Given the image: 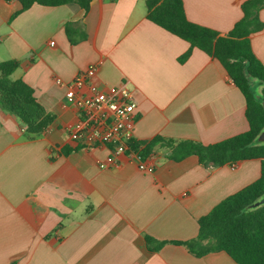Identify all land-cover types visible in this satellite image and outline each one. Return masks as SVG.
I'll return each instance as SVG.
<instances>
[{"label":"crops","instance_id":"0c3cea01","mask_svg":"<svg viewBox=\"0 0 264 264\" xmlns=\"http://www.w3.org/2000/svg\"><path fill=\"white\" fill-rule=\"evenodd\" d=\"M183 1L190 21L225 35L246 0ZM21 8L0 0V62L19 61L11 78L30 85L56 119L32 136L0 105V264H237L225 252L197 257L173 243L152 252L145 238L195 239L201 217L260 178L261 160L204 166L157 146L155 172H142L128 154L71 139L78 114L62 107L66 89L57 83L97 64L86 91H132L135 142L210 145L249 130L246 99L222 64L199 49L181 62L189 43L150 22L146 0H92L87 15L76 3L35 4L13 17ZM82 20L66 33V23ZM251 43L264 64V29Z\"/></svg>","mask_w":264,"mask_h":264},{"label":"trees","instance_id":"16d2710c","mask_svg":"<svg viewBox=\"0 0 264 264\" xmlns=\"http://www.w3.org/2000/svg\"><path fill=\"white\" fill-rule=\"evenodd\" d=\"M21 10L33 5L55 7L69 3L78 4L90 11L92 0H17ZM147 19L168 33L189 43V50L180 58L184 62L194 49H199L218 60L246 99V117L249 130L205 145L193 140H173L157 136L150 142H130V148L148 156L157 146L167 151L168 158L180 162L197 156L204 166L222 167L248 160H261V176L247 187L225 198L207 215L198 220L199 231L189 241H157L146 236L148 250L159 251L165 244L185 246L197 257L213 252L227 253L237 264H264V204L253 205L264 197V143H256L264 131V64L255 54L251 36L264 29L260 11L264 0H246L241 9L243 16L233 29L223 35L215 29L190 21L183 0H146ZM81 22H68L64 30ZM75 41H72L74 43ZM17 60L0 62V105L15 115L32 136L45 133L56 116L38 101L35 90L23 80H13L11 75L19 68ZM257 80L261 94L253 88ZM80 148L65 147L67 154Z\"/></svg>","mask_w":264,"mask_h":264},{"label":"built area","instance_id":"2783aa9c","mask_svg":"<svg viewBox=\"0 0 264 264\" xmlns=\"http://www.w3.org/2000/svg\"><path fill=\"white\" fill-rule=\"evenodd\" d=\"M54 44L51 42V45ZM99 71V65L94 64L80 72L71 82L57 80V83L66 89L62 107L73 108L78 114L77 123L69 130L71 139L85 148L111 147L115 158L128 154L137 161L140 171L155 172L154 155L145 156L130 148L137 121L132 91L127 86L112 92L86 91L88 84ZM229 166L236 169L238 163Z\"/></svg>","mask_w":264,"mask_h":264},{"label":"water","instance_id":"95a60500","mask_svg":"<svg viewBox=\"0 0 264 264\" xmlns=\"http://www.w3.org/2000/svg\"><path fill=\"white\" fill-rule=\"evenodd\" d=\"M256 143H258V144L264 143V131L259 135V137L256 140ZM262 204H264V197L261 200H259L258 202H256L253 205V207H257V206H260Z\"/></svg>","mask_w":264,"mask_h":264},{"label":"rangeland","instance_id":"374dc122","mask_svg":"<svg viewBox=\"0 0 264 264\" xmlns=\"http://www.w3.org/2000/svg\"><path fill=\"white\" fill-rule=\"evenodd\" d=\"M253 88L257 94H261V86L257 80L254 81Z\"/></svg>","mask_w":264,"mask_h":264}]
</instances>
